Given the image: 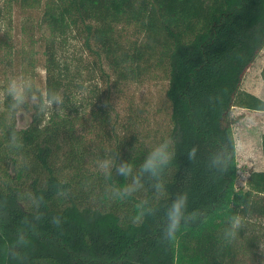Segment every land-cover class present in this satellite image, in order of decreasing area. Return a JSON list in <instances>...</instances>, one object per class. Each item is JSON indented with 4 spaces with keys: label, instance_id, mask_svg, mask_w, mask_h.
Here are the masks:
<instances>
[{
    "label": "trees",
    "instance_id": "obj_1",
    "mask_svg": "<svg viewBox=\"0 0 264 264\" xmlns=\"http://www.w3.org/2000/svg\"><path fill=\"white\" fill-rule=\"evenodd\" d=\"M40 11L44 89L59 91L63 106L39 113L29 108L20 128L23 147L7 144L0 114V264H264L255 250L252 220L264 223V171H249L237 187L232 111L264 113V99L243 91L242 81L264 49V0H0ZM20 55L34 69L35 42ZM78 44L81 58L66 54ZM264 83V68L261 70ZM161 80L168 120L124 114L127 89ZM130 112V113H129ZM138 114V113H137ZM152 114H149L150 117ZM166 138L176 157L164 174L167 195L156 199L149 182L125 200L108 185L128 180L114 172L106 181L102 158L138 167ZM197 147L194 161L187 153ZM264 155V134L261 136ZM217 150L226 171L210 170ZM63 193V195L59 194ZM187 193L195 222L162 240L165 213ZM43 197L37 209L33 198ZM156 209L134 223L136 205ZM240 205H246L241 210ZM237 211L246 227L231 240L223 230ZM42 214V219H35ZM53 217L61 218L59 227ZM23 235L26 244H19Z\"/></svg>",
    "mask_w": 264,
    "mask_h": 264
},
{
    "label": "rangeland",
    "instance_id": "obj_2",
    "mask_svg": "<svg viewBox=\"0 0 264 264\" xmlns=\"http://www.w3.org/2000/svg\"><path fill=\"white\" fill-rule=\"evenodd\" d=\"M40 11L24 10L18 6L9 8L0 3V114L4 110V89L7 82L14 76L24 75L31 79L39 88L44 89L45 73L43 70L42 48L39 43L40 31L36 23ZM35 42L34 69L26 73V61L21 58L23 50L28 51L31 43ZM72 61L81 58L78 44L72 43L66 53ZM264 68V49L261 50L254 63L247 70L242 90L260 99H264V83L261 70ZM165 83L161 80L131 86L127 89L126 97L119 102L120 111L124 114L130 106L131 113L142 119H152L160 128L166 126L168 109L164 98ZM130 113V112H129ZM138 113V114H137ZM149 114H152L150 117ZM234 120V138L236 142L237 187L244 185L249 171H264V155L261 152V136L264 134V113L250 112L235 108L232 111ZM30 122L29 116L23 114L17 117V126L25 128ZM249 227L256 239L255 250L259 259L264 260V223L252 220Z\"/></svg>",
    "mask_w": 264,
    "mask_h": 264
},
{
    "label": "clouds",
    "instance_id": "obj_3",
    "mask_svg": "<svg viewBox=\"0 0 264 264\" xmlns=\"http://www.w3.org/2000/svg\"><path fill=\"white\" fill-rule=\"evenodd\" d=\"M6 110L8 116L13 120L22 116L23 113L32 108L39 113L60 109L64 104V96L55 90L41 89L31 79L24 75L12 77L4 89ZM4 127L7 134V144L10 148L20 149L23 147V140L20 135L21 129L13 122L5 120ZM198 148L193 146L187 153L188 159L192 162L196 159ZM175 144L171 138H166L155 145L138 167H134L129 161L117 162V158H102L97 161L99 170L103 173L106 181H113L114 172L116 175L123 176L128 183L118 186L115 183L108 185V190L113 198L125 200L145 189V182H149L156 199L164 198L167 195L165 181L163 179L166 170L175 160ZM210 170L226 171L228 167V157L223 150L213 152L208 160ZM63 195V193H59ZM43 197L33 198L34 206L39 209ZM187 193L178 194L165 213L166 223L163 227L162 240L171 241L175 239L176 233L182 223L188 224L195 222L198 214L187 211ZM138 209L134 223H139L147 215H153L156 209L151 205L147 198L141 199L136 205ZM241 210H245L246 205H240ZM35 219H42V214H37ZM51 223L59 227L62 223L60 217H53ZM247 217L243 211H237L231 215L226 222L223 230L225 240L235 239L241 229L245 228ZM19 244H26L23 235L18 239Z\"/></svg>",
    "mask_w": 264,
    "mask_h": 264
}]
</instances>
